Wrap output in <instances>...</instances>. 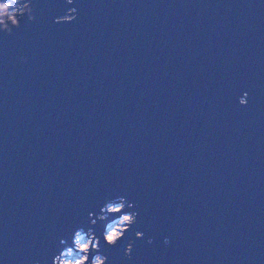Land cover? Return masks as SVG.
I'll return each instance as SVG.
<instances>
[{
    "label": "water",
    "instance_id": "1",
    "mask_svg": "<svg viewBox=\"0 0 264 264\" xmlns=\"http://www.w3.org/2000/svg\"><path fill=\"white\" fill-rule=\"evenodd\" d=\"M33 5L0 31V264H52L121 195L106 264H264V0Z\"/></svg>",
    "mask_w": 264,
    "mask_h": 264
},
{
    "label": "clouds",
    "instance_id": "2",
    "mask_svg": "<svg viewBox=\"0 0 264 264\" xmlns=\"http://www.w3.org/2000/svg\"><path fill=\"white\" fill-rule=\"evenodd\" d=\"M74 0H67L68 4H73ZM78 9L76 7H68L65 14L55 17V23L72 22L77 18ZM27 16L29 21L36 19L34 12L33 0H0V31L11 35L15 28H19L21 18ZM22 61L27 60L21 57ZM248 93L244 92L239 97L241 105L247 104ZM89 212L90 225L87 229H77L74 231L71 244L67 245L65 239H61L60 243L65 247L58 251L52 259V264H106L108 256L101 252V236H98L92 226L98 221H107L103 230V242L107 246H116L130 230L131 226L136 223L138 212L135 210L134 202L126 199L121 195L106 200L95 213ZM112 217V219H108ZM136 238H143L142 231L135 232ZM153 238H148V243H152ZM169 242V238L165 237V243ZM134 241L129 240L123 251L128 259H132ZM32 264H40L39 260H34Z\"/></svg>",
    "mask_w": 264,
    "mask_h": 264
},
{
    "label": "bare ground",
    "instance_id": "3",
    "mask_svg": "<svg viewBox=\"0 0 264 264\" xmlns=\"http://www.w3.org/2000/svg\"><path fill=\"white\" fill-rule=\"evenodd\" d=\"M73 238V237H72ZM71 241H72V239H71Z\"/></svg>",
    "mask_w": 264,
    "mask_h": 264
},
{
    "label": "rangeland",
    "instance_id": "4",
    "mask_svg": "<svg viewBox=\"0 0 264 264\" xmlns=\"http://www.w3.org/2000/svg\"><path fill=\"white\" fill-rule=\"evenodd\" d=\"M112 219V218H111ZM110 220V219H109ZM71 244V243H70Z\"/></svg>",
    "mask_w": 264,
    "mask_h": 264
}]
</instances>
